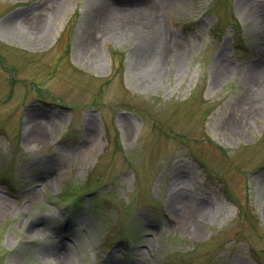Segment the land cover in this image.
<instances>
[{
    "label": "rangeland",
    "instance_id": "obj_1",
    "mask_svg": "<svg viewBox=\"0 0 264 264\" xmlns=\"http://www.w3.org/2000/svg\"><path fill=\"white\" fill-rule=\"evenodd\" d=\"M100 1L0 0V264H264V0Z\"/></svg>",
    "mask_w": 264,
    "mask_h": 264
},
{
    "label": "bare ground",
    "instance_id": "obj_2",
    "mask_svg": "<svg viewBox=\"0 0 264 264\" xmlns=\"http://www.w3.org/2000/svg\"><path fill=\"white\" fill-rule=\"evenodd\" d=\"M103 1L102 3L100 1V4L103 5L102 6L99 5L100 7L98 8L99 12L109 15L110 18L115 19V21H113L114 24L111 26L115 34L119 35V32H121L122 34L124 33L127 34L129 31L135 30L134 26H136L137 29L139 27L138 30H140L141 28L143 31L141 44L145 46V48H143L144 50L142 51L141 55L143 54L145 58H150L152 61V65L154 66L161 65L164 62V60L168 57V53H166L165 48L160 45L158 32H161V24L157 14L155 15L156 12L154 10V6H151L150 8L140 7L137 8L136 11L134 12L131 11L129 14H127L125 11H121L115 7L113 9L109 8L108 4L107 6L106 4L104 5ZM148 3L150 4V2ZM137 21L138 22L140 21L141 25H138ZM180 50L181 49L178 50L179 54L177 55L178 57L177 60L180 59L179 58L181 54ZM253 68L254 69H252V74H250V76L251 75L254 76L255 73H258V71L261 73L263 72L262 66L260 65H256V67ZM180 195L181 192L176 194L173 197L172 201L176 202V199H179ZM206 210H207L206 205H201L197 213L203 214L205 213ZM194 228L197 229L196 227ZM50 244H52V246L55 245L56 247L58 245L54 240H50ZM54 248L55 247L48 248V250L45 253L47 256L50 255L49 256L50 260L46 257L47 264H65V263L69 264L67 262L73 264V262L71 261V252L69 251L67 252V250L64 249L57 253V251H55ZM137 254L139 253L137 252Z\"/></svg>",
    "mask_w": 264,
    "mask_h": 264
}]
</instances>
